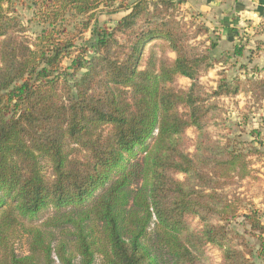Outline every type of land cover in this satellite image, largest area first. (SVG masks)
<instances>
[{
	"label": "trees",
	"instance_id": "trees-1",
	"mask_svg": "<svg viewBox=\"0 0 264 264\" xmlns=\"http://www.w3.org/2000/svg\"><path fill=\"white\" fill-rule=\"evenodd\" d=\"M117 1L116 25L78 47L96 11ZM127 1L0 0V264H204L208 246L221 264H249L254 251L230 224L238 216L264 260V223L237 191L263 153L207 131L217 103L199 78L213 65L190 42L207 28L191 32L177 0ZM16 2L43 25L34 40L18 30ZM237 92L224 80L212 94Z\"/></svg>",
	"mask_w": 264,
	"mask_h": 264
},
{
	"label": "rangeland",
	"instance_id": "rangeland-1",
	"mask_svg": "<svg viewBox=\"0 0 264 264\" xmlns=\"http://www.w3.org/2000/svg\"><path fill=\"white\" fill-rule=\"evenodd\" d=\"M134 1L136 0H128L127 3L131 4ZM236 1L223 0L220 7L218 5L212 10L199 11L190 6L186 7L177 0L175 13L178 18L188 23L191 32L197 30L199 26L208 30L207 33L198 35L190 41L195 48L208 53L213 65L199 78L203 90L206 94H210L205 97L210 102L217 103L214 115L207 124V131L222 144L229 142L231 147L243 148L246 151L255 146L263 153L261 156H252L257 177L240 181L237 191L241 193L246 203L253 202L260 220L264 223V15L258 14L256 0H240L244 2V9L239 13L235 10ZM124 14L125 10L120 6L119 1L113 5L101 6L91 21L90 30L76 39L77 46L86 44L92 37L91 30L94 27L113 28ZM237 14L238 16L235 17ZM13 16L17 18L20 34L28 39L34 40L43 29V25L35 17L33 8L26 2L15 3ZM227 17L237 19L235 22H228L232 29L224 26L223 20ZM77 22L79 24V20ZM73 25L74 23H70L67 26L69 30H73L71 33L78 31L73 29ZM212 44H215V47L211 48ZM150 47L149 45L146 51H149ZM239 49L242 50L241 54L237 52ZM91 52L89 54H92ZM168 54L171 58L175 57L172 52ZM68 62L64 64L67 65ZM70 71L72 72V69ZM69 79L73 78L69 77ZM224 80L233 88L238 86V92L214 96L213 90L217 89L218 83ZM177 84L181 88H188L191 79L178 77ZM186 137L188 151L192 153L195 150L196 130L189 128ZM44 166L46 171L50 172V164L45 163ZM179 177L183 178V175ZM51 214H53L52 210L44 211L39 218L31 222L39 225ZM230 224L237 233L244 236L245 242L254 251V255L248 256L249 264H264V260L257 253L261 242L257 233L252 232L250 225L242 216L232 219ZM195 226H198V220L192 222V227ZM14 240L15 252L19 255L27 254L28 235L24 228L16 229ZM233 240L234 244L241 242L237 238ZM239 248L242 249L241 246ZM54 258L57 259L55 255ZM221 262V251L208 246L204 264H221Z\"/></svg>",
	"mask_w": 264,
	"mask_h": 264
},
{
	"label": "crops",
	"instance_id": "crops-1",
	"mask_svg": "<svg viewBox=\"0 0 264 264\" xmlns=\"http://www.w3.org/2000/svg\"><path fill=\"white\" fill-rule=\"evenodd\" d=\"M178 2L184 4L186 7L190 6L195 10L203 11V9H209V10L215 9V8H217L216 6H218V5L220 7L223 0H178ZM256 3L258 5L257 6L258 14L264 15V0H256ZM243 9H244V2L237 0L236 5H235V10L239 13ZM237 16H238V14L235 17H237ZM228 19H230V20L228 21ZM223 21H224V26L230 28L228 22H231V21L235 22V21H237V19L234 17H227ZM230 29H232V28H230Z\"/></svg>",
	"mask_w": 264,
	"mask_h": 264
}]
</instances>
